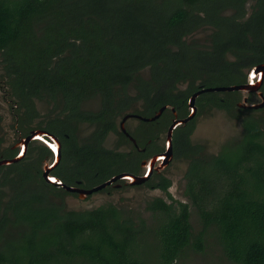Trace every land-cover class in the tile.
<instances>
[{
  "label": "trees",
  "instance_id": "16d2710c",
  "mask_svg": "<svg viewBox=\"0 0 264 264\" xmlns=\"http://www.w3.org/2000/svg\"><path fill=\"white\" fill-rule=\"evenodd\" d=\"M249 1L0 0V53L8 88L22 110L20 129L40 118L37 102L48 97L62 111L37 124H46L63 142L65 168L58 175L65 184L75 178L90 187L138 169L103 146L107 133L117 131L107 116L116 113L113 97L135 82L145 117L168 106L159 119L166 127L172 109L181 118L189 115V97L198 89L243 84L247 70L264 64V0H253L247 15ZM205 29L212 31L209 45L191 38ZM96 96L102 98L100 111L81 109ZM240 100L237 91L198 99L242 119V137L215 156L193 144L194 120L175 131V156L188 161L190 203L173 198L169 178L150 177L145 183L170 200L148 203L156 227L113 204L67 209L49 195L63 199L69 192L41 179L17 191L6 208L0 205V264H179L187 247L204 248L212 229L231 262L264 264V109H241ZM85 122L95 129L80 143L77 125ZM153 138L150 146L158 149ZM67 169L72 172L62 174ZM191 205L200 218L198 234ZM148 232L150 242L144 239Z\"/></svg>",
  "mask_w": 264,
  "mask_h": 264
},
{
  "label": "rangeland",
  "instance_id": "374dc122",
  "mask_svg": "<svg viewBox=\"0 0 264 264\" xmlns=\"http://www.w3.org/2000/svg\"><path fill=\"white\" fill-rule=\"evenodd\" d=\"M254 7V1L251 0L246 5L247 15H250ZM211 29L201 30L195 33L191 38L202 45H209V37L211 34ZM147 75V71L144 72ZM184 88V86L182 87ZM7 87L5 85L2 55L0 53V144L1 149L5 147H10L18 141L15 132V122L10 111V103L7 99H13L12 96L6 95ZM133 93V92H131ZM99 97L96 96L92 100L87 101L83 107L91 111L99 110L100 102ZM260 99L256 97L253 102H259ZM243 102V99L240 100ZM252 102V103H253ZM82 107V108H83ZM201 108V111H200ZM199 117L197 118L196 129L192 135V141L195 144L203 146L204 154L208 156L217 155L224 145L229 144L230 147L234 146L236 140L238 141L243 133L244 127L242 119H237L231 117L225 110L216 108H206L203 105L200 106ZM37 109L40 113V118L38 121L46 120L48 117L54 116L62 111L61 108L54 107L51 100L45 97L44 100L37 102ZM137 120H131L127 127L130 130L135 129L138 125ZM145 123L141 126H145ZM92 132V128L88 124H78L77 125V136L80 143H86L88 137ZM165 134V132H163ZM160 146L164 147L165 135L160 139ZM28 147L26 144H24ZM104 145L108 149L115 150L118 145V138L114 135H110L104 142ZM119 149V148H118ZM166 149V148H165ZM120 150H127V148H120ZM162 154V153H161ZM159 165V163H155ZM188 162L183 158H174L173 161L163 170L165 177L172 181V186L169 189L170 194L173 198L182 201L189 202L188 198L185 196V173L187 171ZM43 167V163L42 166ZM8 169L4 168L1 174H4ZM145 172L143 167L142 173ZM145 174V173H144ZM143 175V174H142ZM127 184V183H126ZM124 188H108L105 191H100L92 194L88 199L84 200L78 198V196L67 195L65 199L66 207L71 210H85L92 209L104 204H113L117 208L123 211L124 215L133 217L135 221L140 218L146 221L149 229H153L157 225V221L153 218L152 213L147 209L148 203L155 197H162L170 202L166 194L159 189H147L145 187H133L132 185H126ZM85 185L88 186L85 181ZM28 188H35L34 186L28 185ZM16 190L13 187L1 186L0 188V201L3 202L4 208L7 207V201L9 198H13L16 194ZM59 196L49 195V199L56 203L64 202L60 201ZM190 203V202H189ZM3 208V209H4ZM191 222L193 225V231L195 234L201 230V223L199 215L196 209L191 205ZM216 228V227H212ZM9 230L12 233H17L18 230L13 225H9ZM144 239L150 242L153 236L148 232ZM204 248L199 250L193 244L186 248L183 252L181 258L179 259V264H235L231 262L225 254L222 252V248L219 245L218 230L212 229L209 234L204 237ZM155 243H149L154 245ZM144 247V246H143ZM153 247H150L152 249ZM147 250V249H146ZM153 250V249H152ZM147 250V254H151L153 251Z\"/></svg>",
  "mask_w": 264,
  "mask_h": 264
},
{
  "label": "flooded vegetation",
  "instance_id": "af4514ba",
  "mask_svg": "<svg viewBox=\"0 0 264 264\" xmlns=\"http://www.w3.org/2000/svg\"><path fill=\"white\" fill-rule=\"evenodd\" d=\"M209 44H210V37H209ZM3 71H4V69H3ZM142 75H143V77H147L148 73H147V75H145L143 72ZM4 78H5V85L7 87V89H6L7 94L6 95L10 94V96H12V98H13V99H7V101H8V103H10V111H11L12 116L14 118V122H15L14 128H15V132H16L18 141H16L15 144L11 145L10 147H5L2 149H1V144H0V161L6 160V159L11 160V159H14L20 155L21 156H20V159L18 161H15V162H12L9 164L0 165V188H1V186H3V187L9 186L10 188L11 187L15 188L16 191H22L26 184H31V183L37 184L38 181L41 179L46 181L43 177L44 167L45 166H52L54 164L56 158L58 157L57 156L58 155V152H57L58 148H60V155H62L63 142L60 138L55 136L52 132L50 133L45 128L46 124H44V125L42 124L41 128H39L38 127L39 124H37V123L40 121H38V120L29 126H24L23 130L20 129L19 125H20V123H23V121H24V119H22V120L20 119V115L22 113V110H20V109L18 110V104L16 103V101H14V99H16V98L12 95L11 90H9V88H8L7 78L5 76V72H4ZM260 81H261V85L257 91L247 92V93H244L242 91H237L241 94V100L247 99L248 103H252L253 99L258 97L260 99V101L256 102V103H260L262 100V97H260L259 93L262 92L264 94V76H262V74L260 72L255 73L254 68L247 70L246 71V80L243 84H249L250 86H255ZM235 85H241V84H235ZM183 86H184V88H186L187 84H183V85L179 86V88L184 89V88H182ZM220 86H229V85H220ZM216 87H218V86H216ZM206 88H214V87H202V88L198 89L196 92H194L189 97V99H191V97L195 93H197L199 90L206 89ZM131 92H133V93H131ZM227 92H234V91H227ZM206 93H218L220 96H222L226 92H218V91L217 92H204L196 98L197 112H196V115L194 116V118L192 119L195 121V129H196V124H197V118L199 117V110L198 109L201 106V103L200 104L198 103V99H201V97ZM138 94H140V91L137 89L135 82H133V83L129 84V86L125 90H121L120 95L113 97V108L115 109L116 113H115V115L108 114L107 116L109 117V120L114 119V122H115L116 127H117V131L110 130L107 133V136L105 138V140H106L110 135L116 136L118 138V145H117V148H115V150H113V151H115L116 153H121L123 155V159L128 163L130 162L129 163L130 166L138 167V169H134L133 171H128V172L127 171L116 172L112 176H110L107 180H105L104 182L110 180L112 177H114L120 173H125V172L135 174V175H142V174L144 175V173L147 171V167H149V165L146 163L144 166H142V164L144 162L149 161L153 156L160 154L163 151H165L167 131H168L170 125L172 124L173 120L176 117L181 118L178 116V113L176 112V110L172 109L173 110V118L171 119V121L169 123H167L166 127H163L159 123V119L162 117L164 112L166 110H168V108H166L161 113V115L158 118H156L155 120L146 121V120L141 119L140 117H142V118L154 117L159 112V110L161 108L157 111V113H155L154 116L145 117L143 114H141V112L144 110V101L141 100V98L140 99L137 98ZM93 98L85 99L81 105V109L84 111H91L89 109H85L83 107V105L87 101L92 100ZM99 98L102 99L101 97H99ZM100 99H99V102H100L99 110L91 111V112H98L101 110V100ZM142 99H144V98H142ZM242 103L243 102L239 101L237 103L238 107H240L241 109H249L250 110V108H246V107L242 106ZM203 106L208 108V109L212 108V107H209L207 105H203ZM213 108H216V107H213ZM263 109H264V107L254 109V110H263ZM200 111H201V108H200ZM109 112H111V110ZM186 117H183V118H186ZM183 118H181V119H183ZM131 120H137L139 123L135 129L130 128V130H129L127 125ZM192 120H190L189 122H191ZM143 123H145L144 124L145 126H141V125H143ZM154 123H156V125ZM24 124H28V123L24 122ZM79 124H82V123H79ZM84 124H88L92 128V132L90 133V135L88 137V139H89L91 134L93 133V131L95 129V125H92L89 122H85ZM186 124H181V125L177 126V128H175V130L173 132L174 158H176L175 150H174V133L180 126H183ZM195 129L193 130L192 135H193ZM27 131L29 132V134L25 135V133ZM35 131H38V132H36L37 134L31 140H29L28 143H26V139L29 136H31V134ZM163 132H165V134H163ZM156 135H157V138H156L155 143H156L158 149H154L153 147L150 146L154 141L153 136H156ZM163 135H165V144H164V147H161L159 142H160L161 137L163 138ZM192 135H191V137H192ZM105 140H104V142H105ZM191 140H192V138H191ZM58 142L60 143V146H59ZM24 144H26L28 147H26ZM193 144H195V143L193 142ZM103 146L105 147L104 143H103ZM200 146H202V145H200ZM120 148H127V150H120ZM110 150H112V149H110ZM203 152H205L204 149H203ZM59 158H60L59 162L51 170L50 175L54 176L56 178H59L63 182L62 178L58 175V173H59L60 169H64L65 167H62L61 157L59 156ZM186 161H187V159H186ZM42 163H43V167H41ZM157 163H159V162H157ZM143 167L145 169L144 173H142ZM4 168H7L8 170L4 174H1V171ZM154 168H155V166H154ZM187 168H188V166H187ZM61 171H62V174H63V171H65V175L70 174L69 173L70 171L72 172V170H69V169L61 170ZM33 175H34V178H33ZM161 175L165 176L163 174V171L159 172V171L153 169V171L150 175L151 182L153 181V179H156V178L160 177ZM104 182H102V183H104ZM102 183H100V184H102ZM126 183L129 186L131 185L128 183V181H125L122 179L117 180L116 182L112 183L111 185L107 186L106 188H103L100 191H105L106 189L111 188V187L116 188V189L124 188ZM100 184L88 187L84 184V182L82 180H77L74 178V183L72 185H69V186L84 188V189H91V188H94ZM132 186L136 187V188L145 187L147 189L154 190V189L150 188L145 182L140 184V185H132ZM58 187H62V186H58ZM100 191H97V192H100ZM67 192H69V191H67ZM97 192H94V193H97ZM67 195L78 196V198H80L79 193H76V192H69ZM91 195H87L86 198L88 199ZM64 198L63 199L60 198V201H64V202H60L59 204L64 203L66 206ZM82 200H84V199H82ZM8 201H7V203H8ZM0 205L2 206L3 202L0 201ZM1 208H4V206H2Z\"/></svg>",
  "mask_w": 264,
  "mask_h": 264
},
{
  "label": "water",
  "instance_id": "95a60500",
  "mask_svg": "<svg viewBox=\"0 0 264 264\" xmlns=\"http://www.w3.org/2000/svg\"><path fill=\"white\" fill-rule=\"evenodd\" d=\"M255 73H261L262 76H264V64L259 65L257 67L254 68ZM261 80V79H260ZM261 85V81L258 82L255 86H250L249 84H241V85H229V86H218V87H214V88H206V89H201L199 90L197 93H195L191 99H189V109H190V114L186 117V118H175L172 122V124L170 125L167 134H166V149L165 151L162 152V154H157L155 156H153L149 161L144 162L142 164V166H144L146 163L149 165V167H147V171L145 172L144 175H135V174H131V173H120L114 177H112L110 180L94 187L91 189H84V188H78V187H73V186H69L64 184L59 178H56L54 176L50 175L51 170L57 165V163L59 162V156H60V148L57 149L58 152V157L56 158L54 164L52 166H45L44 167V171H43V177L44 179L53 185L56 186H62L63 188H65L67 191L69 192H76L79 193V197L81 199H85L87 195H91L94 192L100 191L103 188H106L107 186L111 185L112 183L116 182L117 180H125L128 181L129 184L131 185H140L144 182H146L149 178L150 175L153 171V169L161 172L163 170L166 169V167L173 161L174 158V153H173V132L175 130V128H177V126L181 125V124H186L188 123L190 120H192L194 118V116L196 115L197 112V105H196V98L204 93V92H227V91H242L244 93L247 92H253V91H257L260 88ZM260 97H262V100L260 103H248L247 99H243V103L242 106L246 107V108H250V109H258V108H263L264 107V94L262 92L259 93ZM168 108V106H164L162 107L159 112L152 118H142L143 120L146 121H150V120H155L156 118H158L161 113ZM38 131H35L31 134V136H29L26 139V143L29 142V140H31L37 133ZM59 143V142H58ZM60 146V143H59ZM21 156V155H20ZM20 156L11 159V160H1L0 161V165L2 164H9L15 161H18L20 159ZM156 162H159V165H155ZM155 166V168H154Z\"/></svg>",
  "mask_w": 264,
  "mask_h": 264
}]
</instances>
